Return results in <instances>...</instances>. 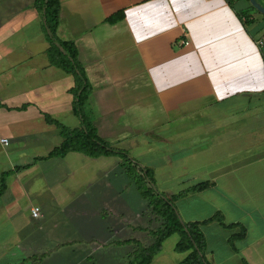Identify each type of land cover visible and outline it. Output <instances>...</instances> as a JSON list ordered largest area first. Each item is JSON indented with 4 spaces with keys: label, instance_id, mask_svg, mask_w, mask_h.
Masks as SVG:
<instances>
[{
    "label": "crops",
    "instance_id": "1",
    "mask_svg": "<svg viewBox=\"0 0 264 264\" xmlns=\"http://www.w3.org/2000/svg\"><path fill=\"white\" fill-rule=\"evenodd\" d=\"M59 1L57 35L78 48L98 136L168 195L208 183L176 206L200 222L211 264H264V13L250 0ZM34 2L0 0V188L13 172L0 194V264H114L151 245L162 220L120 156H50L64 137L47 115L71 129L80 118L75 77L49 63ZM180 238L150 264L184 260Z\"/></svg>",
    "mask_w": 264,
    "mask_h": 264
},
{
    "label": "trees",
    "instance_id": "2",
    "mask_svg": "<svg viewBox=\"0 0 264 264\" xmlns=\"http://www.w3.org/2000/svg\"><path fill=\"white\" fill-rule=\"evenodd\" d=\"M34 5L40 12L45 26L49 42L47 48L49 63L75 77V85L70 92L74 96L73 111L80 118L79 128L71 129L47 115L48 121L56 123L61 128L64 137L62 144L56 147L50 156H63L69 151L76 150L90 156L118 155L123 159V165L126 166L131 180L136 183L143 197L148 200L149 209L162 220L161 227L153 231L154 242L140 250L138 261L134 264H150L153 257L161 251L163 241L174 233H178L181 237L176 244V251L189 252L179 264H211L206 258L207 240L200 222L184 221L176 206L178 198L190 191L200 190L208 183L203 182L181 193L168 195L157 188L154 171L151 168L143 166L128 151L114 147L110 142L98 136L90 111L87 109L92 86L79 60L78 48L74 41L63 40L57 35L60 24V1L35 0ZM122 17L123 13H117L111 16L109 21L115 22ZM241 17L246 22L250 21L246 15ZM12 173V171H6L2 174L0 194L6 186L7 176ZM212 219L220 220V215Z\"/></svg>",
    "mask_w": 264,
    "mask_h": 264
},
{
    "label": "rangeland",
    "instance_id": "3",
    "mask_svg": "<svg viewBox=\"0 0 264 264\" xmlns=\"http://www.w3.org/2000/svg\"><path fill=\"white\" fill-rule=\"evenodd\" d=\"M173 240H174V237L170 238L168 243H167V245L169 244V242L173 243ZM146 244H148V243L145 242V245ZM139 252H140V250L137 249L135 252L131 253V255H129L127 257L124 256V253H122V254L118 253L116 263H114V264H134V263H136L138 261V258H139L138 257V253Z\"/></svg>",
    "mask_w": 264,
    "mask_h": 264
},
{
    "label": "built area",
    "instance_id": "4",
    "mask_svg": "<svg viewBox=\"0 0 264 264\" xmlns=\"http://www.w3.org/2000/svg\"><path fill=\"white\" fill-rule=\"evenodd\" d=\"M257 44L259 45V47L264 46V36L258 40ZM263 59H264V51H263ZM1 142L4 144H8L9 140L8 138H2ZM32 214L34 217H38L41 214V208L39 206H34L32 208Z\"/></svg>",
    "mask_w": 264,
    "mask_h": 264
},
{
    "label": "water",
    "instance_id": "5",
    "mask_svg": "<svg viewBox=\"0 0 264 264\" xmlns=\"http://www.w3.org/2000/svg\"><path fill=\"white\" fill-rule=\"evenodd\" d=\"M250 1L259 11L264 13V5H262L258 0H250Z\"/></svg>",
    "mask_w": 264,
    "mask_h": 264
}]
</instances>
